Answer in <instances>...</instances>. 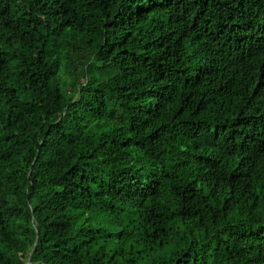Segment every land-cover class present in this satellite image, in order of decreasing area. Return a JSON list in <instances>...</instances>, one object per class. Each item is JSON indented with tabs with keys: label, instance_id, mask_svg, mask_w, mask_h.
Wrapping results in <instances>:
<instances>
[{
	"label": "trees",
	"instance_id": "obj_1",
	"mask_svg": "<svg viewBox=\"0 0 264 264\" xmlns=\"http://www.w3.org/2000/svg\"><path fill=\"white\" fill-rule=\"evenodd\" d=\"M0 264H264V0H0Z\"/></svg>",
	"mask_w": 264,
	"mask_h": 264
}]
</instances>
